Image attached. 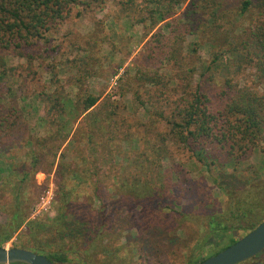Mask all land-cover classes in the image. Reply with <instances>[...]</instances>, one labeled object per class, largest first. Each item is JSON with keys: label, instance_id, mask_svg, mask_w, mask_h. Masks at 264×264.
Returning a JSON list of instances; mask_svg holds the SVG:
<instances>
[{"label": "trees", "instance_id": "trees-1", "mask_svg": "<svg viewBox=\"0 0 264 264\" xmlns=\"http://www.w3.org/2000/svg\"><path fill=\"white\" fill-rule=\"evenodd\" d=\"M180 1L177 0V4ZM110 2L114 0H0V80L8 72L6 54L35 59L38 51L35 40L43 39L45 34L55 33L63 25L72 23L71 14L75 7L98 11ZM118 3L126 11L134 0H119ZM144 3L146 9L141 10L138 21L140 24L150 23L153 27L157 26V20L164 22L172 16L170 7L176 1L144 0ZM160 7L165 10L160 11ZM188 7L192 9L191 15L195 12L207 15L205 20L212 59L204 67L207 71L210 67L214 68V73L192 87L186 84L182 88L183 96L175 100L160 98L163 106L159 107L156 117L165 120L166 133H157L154 142L145 140L144 149L137 151L134 157L127 158V166L131 170L135 168L137 174L128 173V168L122 169V163L116 162V166L123 173L120 182L125 186L130 183L131 193L136 200L152 196L157 198V185H162L161 190L171 192L167 181L178 186L180 166L175 164L173 169L166 172L162 169L163 161L172 158L173 148L191 153L196 162L205 168L219 191L218 206L209 199L193 211L176 213L178 222L189 229L181 239L187 242L188 248L192 245L184 255L186 264H201L236 243L264 220V174L251 165L243 164L254 149L260 148L264 152V91L239 86L232 80L236 71L252 68L257 79L264 82V0H191ZM127 17L130 21L129 15ZM93 24L94 29L100 27L98 21ZM152 37L155 38V34ZM91 39L84 38L80 47L77 43L73 47L91 54L95 46ZM226 55L229 62L223 65ZM90 61H95L91 55L81 58L84 67ZM213 74H219L221 79ZM45 97V102L52 104L49 116L55 115L56 111L62 123L60 129L57 127L53 134H49L53 135V142L49 138L37 140V149L47 152L37 154L32 150V159L27 168L20 167L15 161L18 156L13 161L0 163V197H8L11 201L5 210L7 219L0 226V247L24 225L29 242L19 241L17 247L43 255L52 264H111L120 248L108 243L106 235L109 232L104 222L94 226L92 216H87L75 202V193L81 182L97 173L91 174L89 170L81 172L67 154L68 149H75L77 154L72 157L73 160L92 165L104 157L113 159L112 151L117 156L123 155L115 143L118 140L128 141L133 134L118 129L133 128L134 124L121 116L120 104L108 98L98 106L99 97H80L77 108L72 105L67 112L66 106H70L71 100L61 93L55 92ZM168 107L171 108L170 113L164 114V109ZM72 114L74 122L82 118L75 130L72 129L74 123L66 126V117L70 118ZM45 120L49 123L48 119ZM64 128L66 136L61 141L60 132ZM72 132V144H67L61 150ZM110 143H114V146L111 147ZM49 159L51 161L46 164ZM44 164L48 169L54 168L60 179V183H57L56 217L50 221L26 222L29 202L24 200L27 189L24 188V181L27 176L43 171L38 167ZM93 172H97L96 167ZM69 181L73 184H66ZM93 195L99 197L98 186L94 188ZM164 198L163 194L158 198L162 208ZM100 215L103 217L102 211ZM46 233H52L54 243L59 246L50 248L54 243L49 241L45 247L42 237ZM238 234H241L239 238L236 237ZM87 235H93L89 242ZM215 240L218 241L216 248L211 246ZM63 242L68 244L63 246ZM262 255L264 250L241 264L263 262L260 259Z\"/></svg>", "mask_w": 264, "mask_h": 264}, {"label": "rangeland", "instance_id": "rangeland-1", "mask_svg": "<svg viewBox=\"0 0 264 264\" xmlns=\"http://www.w3.org/2000/svg\"><path fill=\"white\" fill-rule=\"evenodd\" d=\"M175 1L170 7L172 16L164 22L157 20V26L153 27L150 23L140 24L138 21L141 10L146 9L144 0H134L126 11L118 3L119 0L110 2L98 11H85L77 6L71 14L72 23L63 25L55 33L45 34L43 39L35 40V48L38 49L35 59L5 55L8 72L0 80V163L13 161L18 156L19 160L15 161L20 167L27 168L32 159V150L37 154L47 152L37 149L36 142L43 138L53 142V135L49 134H53L57 127L60 129L62 124L56 111L55 115L49 116L52 104L45 102V96L55 92L71 100L70 106H66L67 112L72 109V105L77 108L80 97L97 96L100 98L98 106L103 99L108 98L111 102L119 103L121 116L134 124L133 128L118 129L133 134L130 141L118 140L115 143L123 155L117 156L112 151L113 159L104 157L92 165L73 160L72 157L77 154L75 149H68L67 154L81 172L89 170L91 174L97 173L81 182L75 193V202L87 216H92L94 226L104 222L109 232L106 235L108 243L120 248L111 264H186L184 255L192 245L188 248L187 242L181 239L189 229L178 222L176 213L193 211L209 199L214 201L215 206L220 202L219 191L213 185L212 177L186 150L173 148L172 158L163 161L164 172L173 169L175 164L180 166V182L177 186L167 181L171 192L166 189L163 191L162 185H157V198L152 196L136 200L131 193L130 183L125 186L120 182L123 173L116 166V162L122 163V169L128 168V173H133L135 168L131 170L127 166V158L134 157L141 148L143 150L145 140L154 142L157 133H166L165 120L156 117L159 107L163 106L160 98L175 100L183 96L182 88L186 84L192 87L214 73V68L210 67L207 71L204 67L212 59L209 29L205 20L207 15L204 16L202 12L191 15L192 9L188 7L191 0H181L179 4ZM163 10L164 7H160V11ZM128 15L130 21L126 19ZM94 21H98L100 27L94 29ZM152 34H155V38ZM84 38H92L95 44L91 54L82 48L73 47L76 43L80 47ZM90 55L95 61H90L85 69L81 58ZM223 60V65L227 64L229 57L226 55ZM213 75L221 79L219 74ZM232 80L239 86L246 85L255 87L259 92L264 91V82L257 79L252 68L236 71ZM170 111L168 107L163 113L169 114ZM66 119V126L74 123L72 129L75 130L82 118L74 122L72 114ZM107 130L109 132V128ZM72 134L61 150L67 144H72ZM60 136L62 141L66 136L65 128L61 129ZM76 146L79 144L76 143ZM110 146H114V143H110ZM243 164L251 165L264 174V152L260 148L254 149ZM95 167L97 172H93ZM38 168L43 171L27 176L24 181V188H27L24 200L29 202L26 222L50 221L56 217L57 183H60V179L54 168L48 169L45 164ZM66 184L72 185L73 182ZM96 186L99 188V197L93 195ZM49 187L54 195L51 209L31 218L38 198ZM162 194L165 196L163 208L158 204ZM9 199L0 197V226L7 219L5 210L11 203ZM26 228L23 225L2 247L18 248L19 241L29 242ZM240 236L236 235L237 238ZM86 237L88 242L93 239V235ZM49 241L55 242L52 233L42 237L45 247ZM54 246L59 244L54 243L50 248ZM211 246L216 248L218 241H213ZM260 259L263 262L258 264H264V255Z\"/></svg>", "mask_w": 264, "mask_h": 264}, {"label": "water", "instance_id": "water-1", "mask_svg": "<svg viewBox=\"0 0 264 264\" xmlns=\"http://www.w3.org/2000/svg\"><path fill=\"white\" fill-rule=\"evenodd\" d=\"M264 250V220L236 243L201 264H241ZM52 264L45 256L32 251L0 247V264Z\"/></svg>", "mask_w": 264, "mask_h": 264}, {"label": "built area", "instance_id": "built-area-1", "mask_svg": "<svg viewBox=\"0 0 264 264\" xmlns=\"http://www.w3.org/2000/svg\"><path fill=\"white\" fill-rule=\"evenodd\" d=\"M53 192L52 189L49 187L42 195L38 198L37 204L34 206L33 213L31 218H36L40 214L47 213L51 209V205L53 202Z\"/></svg>", "mask_w": 264, "mask_h": 264}]
</instances>
